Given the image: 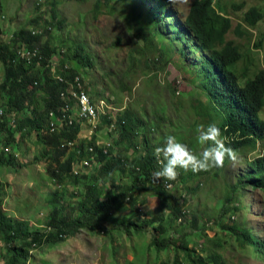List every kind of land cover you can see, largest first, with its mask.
I'll use <instances>...</instances> for the list:
<instances>
[{
  "label": "trees",
  "instance_id": "trees-1",
  "mask_svg": "<svg viewBox=\"0 0 264 264\" xmlns=\"http://www.w3.org/2000/svg\"><path fill=\"white\" fill-rule=\"evenodd\" d=\"M127 1L130 0H96L92 11L95 16L98 13H112L115 4L123 5ZM156 1L154 10H160L163 16L156 18L153 9H148L145 14L140 13L142 21L136 36L143 49H157L167 40V34L160 30L167 19L166 27L173 30L172 39L184 40L185 36L193 39L197 43L196 49L200 48L206 53L199 66V76L195 79L207 105L202 106L200 98L189 102L188 122H182L180 118V109L184 107L182 104L179 110L173 107L176 119L166 113L168 107L166 110L159 109L160 113L153 111L155 116L148 119L150 131L143 132L141 136L143 150H139V143H135L143 125V105H139L135 115L128 110L118 113L115 118L101 115V120L106 124L113 123L117 132L115 143L117 146L123 145V153L113 143L104 152L94 139L86 144L83 140L76 144L80 124L89 123L85 118H78L73 125L58 127L55 115H58L64 101L61 95L66 94L68 89L78 90L76 84L79 83L81 89L87 91L92 103H96L100 93L95 83L87 81L84 76L92 67V58L85 52L84 46L79 42L66 46L67 52L72 51L69 60L63 56V49L52 45L50 30L54 26L53 21H49L41 31H25L21 28L11 34L9 43L0 41V174L5 177L14 173L12 169L24 165L17 159L18 147L23 138L35 135V144L41 156L49 159V179L55 184L62 183L63 193L49 195V211L43 215L38 212L35 221H32L29 218L12 217L3 210V199L7 192L0 182V264H21L30 256L29 252L35 250L45 253L81 229L111 237L113 230L128 238L131 235L148 234L149 241L143 242L139 254H136L140 264H150L149 256L152 255L156 263L161 252L166 253L167 257L171 254L172 259L165 258L159 264H238L223 260L215 252L207 254L208 246L201 248V255L197 253L193 240L206 231L209 221L204 223L197 214L185 208V193L197 192L202 185V181H199L201 177L207 174L215 176L227 163L228 157H225L221 167L212 168L216 171L213 174L212 169L193 173L178 168L176 178L169 181L154 176L164 161L161 156L155 155L152 148H147L149 133L153 129L155 133L161 131V146L164 137L172 134L199 153L206 145L197 143L196 127L211 122L220 127L221 139L233 149L235 156L247 159L249 153L257 151V154L248 159L249 170L224 188L219 214L214 221L221 237L216 236L209 241L213 249H219L224 242L237 240V249L252 250L257 259L264 260V240L253 234L247 221L237 217L233 225L228 224L235 213L243 210L242 203H234L236 196L242 197L247 188L260 189L264 195V153L258 154V151H264V69L257 68L250 76H246L247 68L236 70L243 52L238 44L226 39L232 22L220 0H191L181 24L172 22L168 16L171 10L165 9L166 2ZM263 17V12L255 6L250 7L243 16L252 28ZM33 21L36 22V18ZM238 27L241 28L238 25L234 29L239 36L246 33L243 28L239 32ZM44 36H47V40L42 41ZM172 39L167 41L171 42ZM255 45L257 48L261 44ZM23 49L35 51L36 54L27 60L20 55ZM56 52L62 53L59 60L61 68L54 70ZM160 54L157 61L165 55L164 50ZM140 57H146L145 64L150 69L151 62L146 53L138 58L131 53L132 66L140 62ZM154 67L162 69L157 64ZM153 77L156 76H148ZM169 89L174 93L173 89ZM130 90L128 86L123 87L125 92L129 93ZM68 114L73 115V112L69 111ZM163 119L169 122L166 128V124L161 122ZM51 125L54 130H51ZM130 148L133 155H129ZM78 160L87 162L90 170L76 171ZM148 190H152L159 200L150 216L143 219L137 217L136 220L127 216L117 217L123 205L132 207L138 201L139 193ZM65 192L77 194L76 201L62 204ZM67 206L75 210L76 214L70 217L66 215L64 211ZM157 207L163 211L160 215L154 214ZM111 222L114 227H107L106 224L110 225ZM43 223L49 230L41 227ZM148 227H151V232Z\"/></svg>",
  "mask_w": 264,
  "mask_h": 264
},
{
  "label": "rangeland",
  "instance_id": "rangeland-1",
  "mask_svg": "<svg viewBox=\"0 0 264 264\" xmlns=\"http://www.w3.org/2000/svg\"><path fill=\"white\" fill-rule=\"evenodd\" d=\"M95 1L0 0V41L9 43L11 34L21 28H24L25 31L34 29L41 31L49 21H53L50 41L56 48L60 47L64 50V57H68L70 60L72 51L67 52L66 46L79 42L92 58V67L84 76L87 81L95 83V88L100 93L95 100L99 113L106 112V115L115 118L118 113L128 110L130 114L135 115L139 105H143L145 110L143 125L139 129L140 136L135 142L139 143V150H143L141 136L143 132L150 131L151 126L148 124V119L155 116L153 111L156 110L160 113V110H166L168 107L169 111L166 113L176 119L173 107L175 110H179L182 104L184 107L180 109V118L182 122H188L189 106L187 104L189 102L197 101L200 98L202 106L207 105L206 98L200 93L202 90L195 79L196 76H199L198 66L204 61L206 53L200 48L196 49L197 43L189 36H185L184 40L172 39L173 30L166 27L167 19L164 20L165 23H162L163 27L160 30L167 34V40L172 39V41H163L154 50L142 48L136 36L142 21L140 13L145 14L148 9L154 10L156 0H130L123 5L115 4L112 13L102 15L98 13L97 16L92 11ZM161 1L167 3L165 9L171 10L168 16L172 22L181 24L188 12L191 0ZM220 3L224 6L225 13L232 22V28L226 35V39L238 44L243 52L242 58L236 64V70L247 68L246 76H250L257 68L264 69V17L253 28L247 25L243 18L244 13L252 6L259 8L264 14V0H220ZM154 11H156V18L163 16L160 10ZM33 18H36V22L33 21ZM238 25L246 31L242 36H239L234 29ZM241 28L238 27L237 30L241 32ZM45 40H47V36L42 38V41ZM256 43L261 45L256 48ZM161 50H164L165 55L157 61ZM131 53L137 58L142 53H146L151 62L150 69H147L145 64L146 57H140V62H136L132 66ZM61 57V52L54 54L53 62H56L54 70L61 68V63H59ZM156 64L162 69L155 68ZM193 64H197V66ZM1 72L0 65V78ZM148 76L156 77L148 78ZM124 86L130 87L129 93L123 91ZM169 87L174 90V93ZM164 121L165 119L161 122L166 124V128L169 122ZM89 123L80 124L76 144H79L81 140L86 144L94 139L95 144L99 146L109 142L117 146L115 143L117 132L113 131V127L108 130L109 125L100 117L96 121V128H92V123L88 125ZM160 134L161 131L155 133L152 129L148 137V149L152 148L155 152V149L161 146ZM35 142V135L23 138L18 147L17 159L24 165L12 169L14 173L5 175V177L0 174L3 179L0 182L7 192L3 199V210L8 215L11 214L12 217L29 218L32 221H35L38 212L43 215L49 211V195H53L54 192L63 194L62 183L55 184L50 181L47 171L49 159L41 156ZM116 148L122 153L125 151L123 145ZM128 152L129 155H133L131 148L128 149ZM261 153L264 151H258V154ZM256 154L257 151L249 153L247 159H240L237 156L234 159L228 157L227 163L221 171H215V173L212 169L211 172L215 173V176L207 174L201 177L199 181L200 183L202 181V185L197 192L192 194L182 191L185 193V208L197 214L204 223L209 221L206 231L193 240L196 242L195 250L199 255H201V248L208 246L207 254L218 253L223 260L229 263L264 264V260L257 259L252 250L251 254V251L237 249V240H231L229 243L224 242L219 249H213L212 242L209 241L211 238L215 239L216 236L221 237L214 221L217 220L219 214L218 209L222 204L221 195H223L224 188L228 183H234L239 176L249 170L248 159ZM155 155L157 154L155 153ZM89 170L87 162L77 161L76 171L88 172ZM76 197L77 194L71 195L69 192H65L62 204H72L76 201ZM158 202V197L153 195L152 190L141 192L138 195V201L132 207L123 205L124 208L117 212V217L127 216L131 220H136L137 217L147 218L146 216L151 215V210L157 206ZM239 202L244 205L243 210L235 213L228 224L233 225L237 217H240L247 221L248 228L257 238L264 240L263 191L247 188L242 197L236 196L234 203ZM157 208L154 210V214L160 215L163 211L159 207ZM201 211L203 214H200ZM64 213L70 217L75 215L76 211L67 206ZM40 225L45 230H49L45 223ZM201 225L202 222H200ZM106 226L114 227V223L111 222L110 225L107 223ZM148 229L151 232V227ZM111 234L112 237L81 229L65 241L59 242L55 247L47 249L45 253L35 250L29 252L30 256L21 264H140L136 254H139L143 242L149 241V235L144 233L141 236L131 235L128 238L117 234L114 230ZM150 257V264H159L165 258L172 259L171 254L167 257L164 252L159 254L157 260L155 259L156 263H154L155 257L152 255L149 256V259Z\"/></svg>",
  "mask_w": 264,
  "mask_h": 264
},
{
  "label": "clouds",
  "instance_id": "clouds-1",
  "mask_svg": "<svg viewBox=\"0 0 264 264\" xmlns=\"http://www.w3.org/2000/svg\"><path fill=\"white\" fill-rule=\"evenodd\" d=\"M101 115H106V112L99 113L97 120L99 117L101 118ZM109 117L112 118L110 115ZM94 127L92 125V128ZM112 127L113 131H115L113 123H110L108 130H111ZM195 131L197 133V143L206 145L199 153L189 148L188 145L181 142L175 135L169 134L164 137L163 145L155 149V153L161 156L164 161L162 167L154 173L156 178L171 181L176 178L178 168L197 173L221 167L226 156L235 158L236 154L233 149L226 146L221 139V129L215 122L208 123L207 125H197ZM110 143L112 142L103 144L100 146L101 149L106 152Z\"/></svg>",
  "mask_w": 264,
  "mask_h": 264
},
{
  "label": "built area",
  "instance_id": "built-area-1",
  "mask_svg": "<svg viewBox=\"0 0 264 264\" xmlns=\"http://www.w3.org/2000/svg\"><path fill=\"white\" fill-rule=\"evenodd\" d=\"M32 54H36L35 51L31 52L28 49H23L20 52L21 57L30 59ZM61 80V78H60ZM78 90H67L66 94H62L61 97L64 100L60 107L58 115H55L58 120V127L62 128L64 125H73L75 119L85 118L88 122L95 126L96 120L99 116V109L96 103H92L86 90L81 89L79 83L76 84ZM75 100L76 102H73ZM72 111L73 115H69L68 112ZM2 110H0V114ZM51 130H54V126L51 125Z\"/></svg>",
  "mask_w": 264,
  "mask_h": 264
}]
</instances>
